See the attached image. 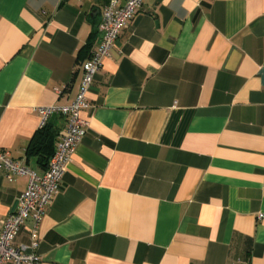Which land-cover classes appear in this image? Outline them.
I'll use <instances>...</instances> for the list:
<instances>
[{"label":"crops","instance_id":"1","mask_svg":"<svg viewBox=\"0 0 264 264\" xmlns=\"http://www.w3.org/2000/svg\"><path fill=\"white\" fill-rule=\"evenodd\" d=\"M106 1L0 0V148L37 174L38 109L75 99ZM80 116L15 245L34 233L40 264H264V0H142ZM48 125L54 151L67 119ZM26 186L0 170V229Z\"/></svg>","mask_w":264,"mask_h":264},{"label":"built area","instance_id":"2","mask_svg":"<svg viewBox=\"0 0 264 264\" xmlns=\"http://www.w3.org/2000/svg\"><path fill=\"white\" fill-rule=\"evenodd\" d=\"M142 0H125L118 5L117 0H107L102 8L98 31L100 40L94 51L82 64V76L75 99L60 107H40V126L52 112L64 115L67 126L60 135L55 150L50 156L46 170L37 174L24 165L23 160L16 159L9 150L0 148V170L9 180L15 176L27 177V186L16 200V207L7 214L0 229V264H40L36 252L37 240L32 234L29 245H15V237L27 218H32L36 228L47 207L58 193L66 164L76 145L83 138L87 121L80 116L81 109L87 107V94L90 91L95 75L108 56L109 49L115 43L120 32L129 25L137 13ZM262 217V214L258 215Z\"/></svg>","mask_w":264,"mask_h":264},{"label":"trees","instance_id":"3","mask_svg":"<svg viewBox=\"0 0 264 264\" xmlns=\"http://www.w3.org/2000/svg\"><path fill=\"white\" fill-rule=\"evenodd\" d=\"M53 134L48 125V118L46 122L40 126L28 145V151L39 156V161L48 163L50 156L52 155V144ZM50 147V148H49Z\"/></svg>","mask_w":264,"mask_h":264}]
</instances>
